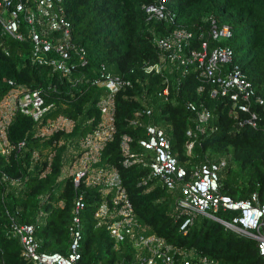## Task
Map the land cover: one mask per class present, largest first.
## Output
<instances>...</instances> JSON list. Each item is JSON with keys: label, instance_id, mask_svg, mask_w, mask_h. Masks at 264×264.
<instances>
[{"label": "trees", "instance_id": "trees-1", "mask_svg": "<svg viewBox=\"0 0 264 264\" xmlns=\"http://www.w3.org/2000/svg\"><path fill=\"white\" fill-rule=\"evenodd\" d=\"M151 1L64 0L66 14L73 25V38L85 45L88 56V62L79 65L69 75L53 70L49 65L32 62L29 39L18 40L0 32V99L11 86L8 79H13L32 88H41L46 103H54L44 120L61 113L75 121L71 132L56 131L41 140L34 136L36 122L33 118L17 111L7 128V137L12 144L25 140V145L21 148L15 146L8 155L0 151V175L5 172L20 178L16 185L0 179V259L4 264H32L21 255L20 239L11 234L7 211L15 214L21 222L36 224L35 234L40 241V249L68 250V224L75 192L70 178L65 181L60 194L54 192L62 183L57 178L65 144L56 145L51 169L42 176L47 160L33 161L32 151L51 144L62 135L70 136L71 142H75L100 120L97 101L105 88L92 84L91 79L96 76L102 62L108 67L114 64L116 71L113 72L121 73L133 82L115 94L116 132L102 149L101 162L117 167L137 218L167 241L211 255L218 259L219 264H264L254 238L239 234L208 215H197L188 232L183 234L179 229L183 215L176 207L180 191L158 183L157 178L143 182L149 167L137 163L125 166L119 146L121 135L129 133L134 139L133 146L137 147L136 139L144 135V128L131 120L137 110L145 105L151 106L152 114H142L141 119L144 122H164L172 151L179 161L188 160L190 166L206 158L227 155L228 164L220 172V191L238 199L257 191L260 200L264 201L262 124L258 127L238 126L226 98L210 97L208 85L205 91L198 92L202 82L196 71L184 76L176 72L171 74L170 91L168 99H165L158 94L163 86L161 75L147 73L143 69L145 61L157 59V48L153 43L155 35L183 27L195 33L190 46H198L199 24H204L205 14H213L219 22H227L233 27V34L227 40L234 50L233 60L240 64L257 93L264 94V0H168L175 16L166 20L149 17L143 5ZM215 43L211 40L210 46ZM187 100L197 104L203 102L209 107L211 124L215 126L200 136L191 156L187 155L185 147L186 129L193 123L185 105ZM82 187L87 205L82 215L79 263L140 264L129 241H121L116 246L107 226L96 224L94 212L101 199L99 188ZM47 192L48 197L43 199L41 196ZM58 199H63L64 203L59 205ZM218 215L229 218L232 211L220 210Z\"/></svg>", "mask_w": 264, "mask_h": 264}, {"label": "built area", "instance_id": "built-area-1", "mask_svg": "<svg viewBox=\"0 0 264 264\" xmlns=\"http://www.w3.org/2000/svg\"><path fill=\"white\" fill-rule=\"evenodd\" d=\"M168 0H153L144 4L149 17L169 19L175 13L169 8ZM199 24V44L190 46L194 32L183 27L174 28L163 35H155L153 43L157 48V59L145 61V72L159 73L163 86L158 94L168 99L170 76L174 72L184 76L196 71L201 84L198 92L205 91L214 98L221 96L230 104V112L238 126L264 128V94L256 88L241 66L233 61V47L227 40L233 34V27L227 22H219L215 15L205 14ZM0 32L18 40L31 42L30 58L32 62L46 64L63 74H71L79 65L88 62L85 45L73 38V25L66 14L64 0H0ZM216 43L210 46V41ZM11 85L0 99V151L8 155L11 150L25 145V140L12 144L7 137V128L15 113L20 111L30 115L36 122L34 136L47 139L56 131L71 132L75 121L64 114L48 117L47 111L54 103H46L41 88H32L24 83L8 79ZM91 83L105 88L97 101L100 120L87 129L75 142L70 136H61L45 149L34 148L32 160H47L41 176L51 169V159L56 145L65 144L62 166L57 180L70 178L74 187L73 205L68 224L69 243L67 252L40 249V241L35 234L36 224L21 222L15 214L9 213L11 234L17 236L22 244L21 255L32 264H80L83 238L82 215L86 207L85 186L99 188L101 199L96 206L94 217L97 225H106L115 245L129 241L138 256L140 264H219L217 258L198 253L194 248L175 245L164 237L150 231L149 226L140 221L134 211L132 201L122 183L120 173L114 164L101 162V152L111 141L116 132L115 94L122 88L132 85V79L109 69L105 62L100 63L97 74ZM186 108L192 115L193 123L186 129V153L192 150L200 136L215 128L210 123L212 111L203 102L187 100ZM153 107L145 105L137 110L131 122L143 126L144 135L136 139L123 133L120 137L121 160L125 166L139 164L148 166V173L143 182L157 178L169 189L178 188L176 199L179 214L183 215L179 229L186 234L197 215L205 214L219 220L226 227L257 241V246L264 259V201L257 191L246 198H234L220 191V172L228 164V158H206L184 165L172 151V143L165 125L152 120L143 121L142 114L150 116ZM44 120V121H43ZM92 119L89 120V122ZM46 156H43V152ZM188 159V158H187ZM0 179L11 184H18L20 178L11 177L3 172ZM63 185L55 188L60 194ZM48 192L41 197H48ZM57 203L62 205L63 199ZM220 210L232 211L229 218L218 215ZM42 213V211H40ZM147 231V232H146ZM0 264H4L0 259Z\"/></svg>", "mask_w": 264, "mask_h": 264}, {"label": "rangeland", "instance_id": "rangeland-1", "mask_svg": "<svg viewBox=\"0 0 264 264\" xmlns=\"http://www.w3.org/2000/svg\"><path fill=\"white\" fill-rule=\"evenodd\" d=\"M109 68L111 69V71H116L115 69V65L114 64H111L110 66H109ZM164 122H162V123H160L159 122V124H161V125H164L163 124ZM47 147V145H45V146H43L42 147V149H45ZM140 150H141V148H140V146H137ZM43 156H46V152L44 151L43 152ZM222 156H225L226 158H228V156L227 155H222ZM184 165H186L184 162H182ZM156 181L158 182V183H161V180L160 179H156ZM155 181V182H156ZM61 185H63V184H61ZM61 185H60V187H61ZM172 190H175V191H178L179 192V190H177V188H174V189H172ZM147 232V231H146ZM135 257H136V259L138 260V256H137V254L135 255Z\"/></svg>", "mask_w": 264, "mask_h": 264}, {"label": "crops", "instance_id": "crops-1", "mask_svg": "<svg viewBox=\"0 0 264 264\" xmlns=\"http://www.w3.org/2000/svg\"><path fill=\"white\" fill-rule=\"evenodd\" d=\"M210 123H211V119H210ZM213 126V124H211Z\"/></svg>", "mask_w": 264, "mask_h": 264}, {"label": "clouds", "instance_id": "clouds-1", "mask_svg": "<svg viewBox=\"0 0 264 264\" xmlns=\"http://www.w3.org/2000/svg\"><path fill=\"white\" fill-rule=\"evenodd\" d=\"M228 43V42H227ZM234 61V60H233ZM237 63V62H236ZM240 65V64H239Z\"/></svg>", "mask_w": 264, "mask_h": 264}]
</instances>
